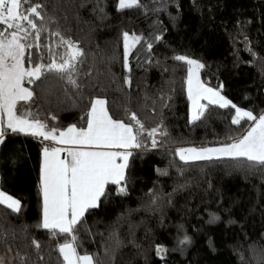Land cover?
<instances>
[{"label": "trees", "instance_id": "16d2710c", "mask_svg": "<svg viewBox=\"0 0 264 264\" xmlns=\"http://www.w3.org/2000/svg\"><path fill=\"white\" fill-rule=\"evenodd\" d=\"M30 2L46 5L49 32L42 33V45L63 53L58 38L50 36L59 30L85 56L78 65L79 88L56 73L25 81L33 97L21 102V112L30 111L50 128L86 127L90 101L100 97L114 119L128 123L126 108L145 129L159 126L167 133L157 135L154 148L145 136V147L132 150L127 194L108 187L100 206L77 225L78 251L93 255L97 264H264V167L228 158L186 163L176 154L180 146L229 143L251 122L232 124L235 110L218 105H208L199 120L190 121L188 66L173 58H195L204 65L199 75L205 85L241 109L263 113L264 0H139V7L123 10L117 0ZM124 32L141 37L128 57L131 71L124 67ZM28 51L32 64L26 52V67L49 62L47 47ZM44 146L50 147L40 138L10 132L0 144V189L22 204L18 214L0 206V222L18 237L0 245L6 264H19L13 261L17 251L30 253L35 264H62L57 245L70 237L53 238L36 227ZM32 239L41 244L43 260L29 246ZM158 246L166 251L157 254Z\"/></svg>", "mask_w": 264, "mask_h": 264}, {"label": "snow or ice", "instance_id": "6c2138e0", "mask_svg": "<svg viewBox=\"0 0 264 264\" xmlns=\"http://www.w3.org/2000/svg\"><path fill=\"white\" fill-rule=\"evenodd\" d=\"M139 6V0H119L118 4L120 10ZM45 7V4L31 3L30 0H0V25L4 26L0 30V144L4 143L6 134L10 132L72 146L43 147L39 172L42 215L36 227L47 230L53 238L58 235L70 237L57 245L62 264H97L93 255L78 251V238L75 235L77 225L83 223L89 210L100 206L110 185L117 186V194H127L126 173L130 158L134 155L132 150L145 147V136L151 140L154 148L158 144L157 135L167 133L159 126L145 129L137 114L126 108L128 123L114 119L109 113L107 99L100 97L90 101L86 127L71 125L64 130L50 128L30 111H20L18 106L21 102H30L33 97V92L25 87V81L34 83L45 72L56 73L60 79L79 88L78 65L83 62L85 52L77 42L65 38L59 30L51 31L50 36L58 38L56 47L63 48V53L53 51L51 45L41 44L42 33L49 32L44 23ZM48 19L54 22L53 17ZM140 41L139 36L123 33L124 67L128 71H131L128 64L130 51ZM42 47L48 48L49 62L26 67V52L28 63L32 64L31 52L28 50H39ZM151 47L148 44L149 50ZM173 58L188 66L187 95L191 102L193 122L204 115L208 105L234 109L231 121L234 125H239L244 120L251 122L250 127L239 138H229L231 142L218 147L179 148L176 151L179 158L186 163L228 158L264 167V113L254 115L252 111L237 107L221 95L219 90L207 87L200 79L199 72L204 65L199 61L183 55ZM125 83L130 86V78H126ZM202 100L207 101V104L201 103ZM65 152L67 156L62 158L61 154ZM0 206L17 214L22 208L19 199L3 190H0ZM23 231L26 232L27 228ZM17 238L16 229L5 228L0 222V245ZM186 241L187 237L181 243ZM29 246L36 249V255L43 260V256L39 255V241L32 239ZM7 250L12 252V247L9 246ZM156 251L157 254H162L166 249L158 246ZM17 260L19 264H35L28 252L17 251L13 261ZM0 264H6L2 256Z\"/></svg>", "mask_w": 264, "mask_h": 264}, {"label": "crops", "instance_id": "0c3cea01", "mask_svg": "<svg viewBox=\"0 0 264 264\" xmlns=\"http://www.w3.org/2000/svg\"><path fill=\"white\" fill-rule=\"evenodd\" d=\"M202 81V80H201ZM207 86V85H206ZM207 87H209V86H207ZM186 90H187V78H186ZM226 98V97H225ZM227 99V98H226ZM203 101V100H202ZM201 101V102H202ZM207 102V101H206ZM189 108H190V111H191V102L189 101ZM264 113V112H263ZM42 141H44L45 143H47L48 145H50V148L51 147H63V148H68V147H72V146H70V145H60V144H56V143H54V142H52V141H45V140H43L42 138H40ZM219 145H221V144H216V145H212V146H219ZM188 147H193V146H180V147H177V149H179V148H188ZM197 148V147H196ZM176 149V150H177ZM43 151V150H42ZM61 156H62V158H65L66 156H67V153L65 152V153H62L61 154ZM41 164H42V152H41V160H40V167H41ZM40 167H39V171H40ZM1 190V189H0ZM10 195V194H9ZM15 198V197H14Z\"/></svg>", "mask_w": 264, "mask_h": 264}, {"label": "rangeland", "instance_id": "374dc122", "mask_svg": "<svg viewBox=\"0 0 264 264\" xmlns=\"http://www.w3.org/2000/svg\"><path fill=\"white\" fill-rule=\"evenodd\" d=\"M118 4H119V0H117V7H118ZM188 57V56H187ZM189 58H191V57H189ZM191 59H194V60H196L195 58H191ZM203 102V101H202ZM189 120L190 121H192L191 120V111H190V115H189ZM220 146V145H219ZM205 147H218V146H205ZM188 148H190V147H188ZM196 148V147H195ZM197 148H201V147H197Z\"/></svg>", "mask_w": 264, "mask_h": 264}]
</instances>
